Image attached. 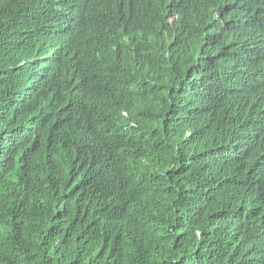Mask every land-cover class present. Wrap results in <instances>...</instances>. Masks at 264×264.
Instances as JSON below:
<instances>
[{"label": "trees", "instance_id": "obj_1", "mask_svg": "<svg viewBox=\"0 0 264 264\" xmlns=\"http://www.w3.org/2000/svg\"><path fill=\"white\" fill-rule=\"evenodd\" d=\"M0 264H264V0H0Z\"/></svg>", "mask_w": 264, "mask_h": 264}, {"label": "bare ground", "instance_id": "obj_2", "mask_svg": "<svg viewBox=\"0 0 264 264\" xmlns=\"http://www.w3.org/2000/svg\"><path fill=\"white\" fill-rule=\"evenodd\" d=\"M91 23V22H90ZM94 28V27H93ZM75 43V42H74ZM78 51V50H77ZM232 90V89H231ZM95 93V92H94Z\"/></svg>", "mask_w": 264, "mask_h": 264}]
</instances>
